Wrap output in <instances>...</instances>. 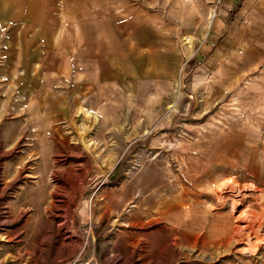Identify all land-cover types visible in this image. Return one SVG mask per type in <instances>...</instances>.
Listing matches in <instances>:
<instances>
[{
    "label": "rangeland",
    "instance_id": "374dc122",
    "mask_svg": "<svg viewBox=\"0 0 264 264\" xmlns=\"http://www.w3.org/2000/svg\"><path fill=\"white\" fill-rule=\"evenodd\" d=\"M105 3L136 7L133 89L22 72L0 15V264H264V41L206 53L209 0Z\"/></svg>",
    "mask_w": 264,
    "mask_h": 264
},
{
    "label": "crops",
    "instance_id": "0c3cea01",
    "mask_svg": "<svg viewBox=\"0 0 264 264\" xmlns=\"http://www.w3.org/2000/svg\"><path fill=\"white\" fill-rule=\"evenodd\" d=\"M127 6L105 0H0L1 25L12 26L7 42L22 72L40 73L41 58L48 56L55 73L81 76L95 71L99 85L129 90L156 72L138 47L136 7ZM212 6L206 53L218 42L227 47L236 34L243 50L246 44L254 51V42L264 41V0H219ZM262 51L251 55L264 57V45ZM88 85L80 79L81 91Z\"/></svg>",
    "mask_w": 264,
    "mask_h": 264
},
{
    "label": "bare ground",
    "instance_id": "6f19581e",
    "mask_svg": "<svg viewBox=\"0 0 264 264\" xmlns=\"http://www.w3.org/2000/svg\"><path fill=\"white\" fill-rule=\"evenodd\" d=\"M211 1H212V0H209V2H211ZM213 8H214V7H213ZM210 15H211V16H210V20H211L212 17H213V15H214V10H212V13H211ZM210 22H211V21H210ZM251 109H252V112L254 113V109H255V107L252 106ZM257 111H258L259 114H263V115H264V112H262L261 109H258ZM263 115H262L261 117H263ZM261 239H262V238L257 239V240H258V241H261ZM248 240H249V239H248ZM257 240H256L255 243L251 244V246H250L251 248H250V249H252V250L257 249V247H258V243H259ZM245 241H246V240H245ZM248 243L250 244V241H249ZM251 243H252V242H251ZM248 246H249V245H248ZM248 249H249V248H248ZM250 249H249L248 251H251ZM244 250H245V249H244ZM246 250H247V248H246ZM246 250H245V251H246ZM254 252H255V251H254ZM254 252H252V253H254Z\"/></svg>",
    "mask_w": 264,
    "mask_h": 264
},
{
    "label": "built area",
    "instance_id": "2783aa9c",
    "mask_svg": "<svg viewBox=\"0 0 264 264\" xmlns=\"http://www.w3.org/2000/svg\"><path fill=\"white\" fill-rule=\"evenodd\" d=\"M212 1L214 2L215 5H218L219 4V0H212Z\"/></svg>",
    "mask_w": 264,
    "mask_h": 264
}]
</instances>
